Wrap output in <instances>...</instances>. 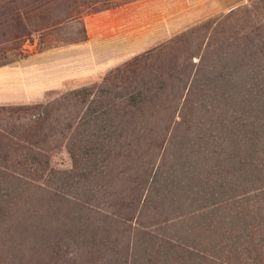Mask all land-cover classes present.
<instances>
[{
  "label": "trees",
  "instance_id": "16d2710c",
  "mask_svg": "<svg viewBox=\"0 0 264 264\" xmlns=\"http://www.w3.org/2000/svg\"><path fill=\"white\" fill-rule=\"evenodd\" d=\"M128 1H3L0 64L34 32ZM82 25L60 42L85 40ZM96 90L0 104V264H264V0L133 55Z\"/></svg>",
  "mask_w": 264,
  "mask_h": 264
},
{
  "label": "rangeland",
  "instance_id": "374dc122",
  "mask_svg": "<svg viewBox=\"0 0 264 264\" xmlns=\"http://www.w3.org/2000/svg\"><path fill=\"white\" fill-rule=\"evenodd\" d=\"M3 1L6 0L0 3ZM248 1L130 0L117 7L84 13L80 19H66L47 31L34 32L24 42L25 55L0 64V93L5 96L0 104L45 102L84 85H95L98 93V83L108 70L137 53L166 44L199 21ZM82 23L87 32L85 40L60 42L83 33ZM2 31L0 28V39ZM2 44L15 46L14 41ZM98 54L105 58L99 60V69ZM23 113L14 111V115ZM54 161L60 167L71 164L65 150L58 151Z\"/></svg>",
  "mask_w": 264,
  "mask_h": 264
},
{
  "label": "crops",
  "instance_id": "0c3cea01",
  "mask_svg": "<svg viewBox=\"0 0 264 264\" xmlns=\"http://www.w3.org/2000/svg\"><path fill=\"white\" fill-rule=\"evenodd\" d=\"M211 9V8H210ZM95 31H96V33H98V23H97V25H96V27H95ZM90 36H91V33H90V31H89V28H88V40H89V38H90ZM103 56H102V54L101 55H99L98 54V69L99 68H101L102 67V64H101V62L99 61L101 58H102ZM103 60H105V58H102V61ZM103 63V62H102ZM2 76L0 75V78H1ZM0 85H2L3 84V81H1L0 80ZM4 95H1V93H0V101H2L3 99H4Z\"/></svg>",
  "mask_w": 264,
  "mask_h": 264
}]
</instances>
